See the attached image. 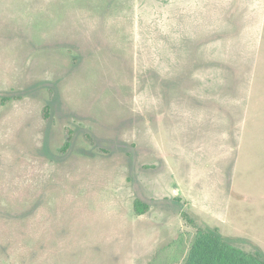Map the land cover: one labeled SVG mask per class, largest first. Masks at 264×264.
<instances>
[{
	"label": "rangeland",
	"instance_id": "rangeland-1",
	"mask_svg": "<svg viewBox=\"0 0 264 264\" xmlns=\"http://www.w3.org/2000/svg\"><path fill=\"white\" fill-rule=\"evenodd\" d=\"M226 1L0 0V264H147L183 210L264 251V0Z\"/></svg>",
	"mask_w": 264,
	"mask_h": 264
},
{
	"label": "trees",
	"instance_id": "trees-1",
	"mask_svg": "<svg viewBox=\"0 0 264 264\" xmlns=\"http://www.w3.org/2000/svg\"><path fill=\"white\" fill-rule=\"evenodd\" d=\"M52 102L55 92L52 90ZM21 95H4L1 98L3 105L13 99H19ZM47 122L51 121L53 105L48 103L43 112ZM76 132L66 128V140L60 148L62 155H68L74 146ZM85 138L94 147H98L99 140L92 132H85ZM150 203L142 198L135 201V212L143 215L150 210ZM184 220L196 226V232L192 238L191 233H181L176 239L163 246L158 253L147 264H264V251L260 247L246 250L235 244L233 238L219 232L217 227H204L198 222L188 210L182 211Z\"/></svg>",
	"mask_w": 264,
	"mask_h": 264
},
{
	"label": "crops",
	"instance_id": "crops-1",
	"mask_svg": "<svg viewBox=\"0 0 264 264\" xmlns=\"http://www.w3.org/2000/svg\"><path fill=\"white\" fill-rule=\"evenodd\" d=\"M212 1H214V0H212ZM205 5H207V4H204V6ZM211 7L212 8H217V9L222 8V7L223 8H229V10L232 9V10H230V12H229V10H227V11L223 10V8L221 10L219 9V11H218V14H220L221 17H224V19H227L228 21L229 20L232 21L230 19L231 17H229V14L231 16H233L236 20L239 19V18L245 17V16L253 17V15L250 16V15L246 14V11L244 10V5L242 3V0H228L225 3H222V5H215L214 2H213ZM210 13H212L213 17H215V10H212ZM243 27H244V24L240 23V25L237 24L236 30L232 29V30H234V31H232L231 28H228V30H230L228 32H238V33H240V32H242L241 30L243 29ZM226 30L227 29H224V31H226ZM233 133H235V132H231L230 133V137L231 138H232V136H234L233 138L239 136L238 134L235 136ZM236 144H238V142Z\"/></svg>",
	"mask_w": 264,
	"mask_h": 264
}]
</instances>
